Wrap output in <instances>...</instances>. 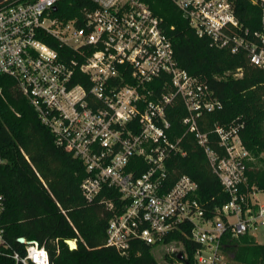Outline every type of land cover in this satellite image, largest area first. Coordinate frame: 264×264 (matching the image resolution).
<instances>
[{
  "label": "built area",
  "instance_id": "1",
  "mask_svg": "<svg viewBox=\"0 0 264 264\" xmlns=\"http://www.w3.org/2000/svg\"><path fill=\"white\" fill-rule=\"evenodd\" d=\"M60 1L8 0L0 5V79L13 81L54 144L82 162L87 176L80 190L86 202L103 190L115 193L100 197L111 213L107 247L125 256L134 243L158 245L189 228L190 239L199 246L195 263L223 264L227 235H256L264 227V202H254V190L241 192L250 153L239 126L215 125L211 133L221 153L211 149L196 118L220 104L207 86L178 66L162 18L145 0H87L79 16L68 21L55 16ZM169 1L198 37L232 53L244 49L250 64L264 70V0H246L259 9V29L253 30L242 28L236 17L239 0ZM44 36L71 50V56L61 58L42 41ZM159 80L162 91L156 94L150 85ZM177 97L186 110L181 120L185 133L193 135L229 197L212 217L198 199L194 180L181 175L172 182L169 176L167 162L186 155L182 137L172 141L168 136L166 108ZM134 159L145 171L136 172ZM4 163L0 153V168ZM4 203L0 192V217ZM13 259L49 264L46 250L32 242L26 243L23 257L14 253Z\"/></svg>",
  "mask_w": 264,
  "mask_h": 264
},
{
  "label": "trees",
  "instance_id": "2",
  "mask_svg": "<svg viewBox=\"0 0 264 264\" xmlns=\"http://www.w3.org/2000/svg\"><path fill=\"white\" fill-rule=\"evenodd\" d=\"M145 1L162 18L178 66L207 86L220 104L219 108L202 112L196 118L200 132L208 134L211 149L221 153L217 136L211 133L214 126H239L243 146L262 163V168L247 163L246 182L241 192H251L252 188L264 192V70L250 64L244 49L232 53L228 47L212 44L207 37H198L169 0ZM88 4L87 0H62L57 3L55 16L68 21L79 16V9ZM235 14L242 28L259 29V9L246 0L237 2ZM234 32L241 35L242 29ZM42 41L61 58L72 54L52 37L44 36ZM237 73L240 75L235 76ZM74 82L85 85L78 79ZM161 87L162 80L150 85L156 94L162 91ZM0 88V153L5 161L0 168V192L5 200L0 217L4 229L0 264H19L13 254L23 257L27 242L44 248L49 264H158L154 249L174 245L182 247L178 253H182L186 264H196L194 254L199 246L190 239L189 228L184 233L172 234L158 245L134 243L125 256L107 247L105 230L111 213L100 197H115V193L111 195V191L103 190L94 201L86 202L80 190L87 176L82 162L54 144L49 130L15 90L12 80L1 78ZM185 116L184 104L177 97L166 108L170 123L168 136L172 141L182 137L180 146L186 155L173 156L167 162V169L172 182L186 175L197 183L198 199L205 205L208 217H212L215 208L226 203L229 197L193 135L185 133L181 124ZM134 160L136 172L145 171V165ZM67 240L75 241L76 249L70 250ZM222 252L232 255L239 264H264V244L258 243L253 235L238 238L227 235ZM178 253L171 254L181 263ZM169 254L165 253L163 259L172 262Z\"/></svg>",
  "mask_w": 264,
  "mask_h": 264
},
{
  "label": "rangeland",
  "instance_id": "3",
  "mask_svg": "<svg viewBox=\"0 0 264 264\" xmlns=\"http://www.w3.org/2000/svg\"><path fill=\"white\" fill-rule=\"evenodd\" d=\"M250 165L256 166V168H262V163L258 160H256L255 158L252 157V155H250V159L247 162ZM254 190V195H252L254 202H264V192H261L260 190H256L255 188H252L250 191ZM256 240L258 243L260 244H264V227H259L258 230L256 231ZM182 251V247L180 245H174V246H170V247H166V246H158L154 249L153 251V255L156 258L158 264H183L182 262H177L175 261L174 257L172 256L171 253H178ZM167 253L169 254L168 257L170 259H172V262L169 261H165L163 258L164 254ZM223 264H239L237 262H235L232 259V255L229 254H224L223 256Z\"/></svg>",
  "mask_w": 264,
  "mask_h": 264
},
{
  "label": "water",
  "instance_id": "4",
  "mask_svg": "<svg viewBox=\"0 0 264 264\" xmlns=\"http://www.w3.org/2000/svg\"><path fill=\"white\" fill-rule=\"evenodd\" d=\"M6 1H8V0H0V5L3 4V3H5ZM55 9H56V8H54V10H55ZM18 241H19L20 243H24V239H23V238H19ZM65 243L68 245V247H69L70 250L76 249V242H75V241L67 240V241H65ZM177 259H178L179 261H182L183 264H186V263L183 261L184 258H183L182 253H178V254H177Z\"/></svg>",
  "mask_w": 264,
  "mask_h": 264
},
{
  "label": "crops",
  "instance_id": "5",
  "mask_svg": "<svg viewBox=\"0 0 264 264\" xmlns=\"http://www.w3.org/2000/svg\"><path fill=\"white\" fill-rule=\"evenodd\" d=\"M254 237H255V239H256V235H253Z\"/></svg>",
  "mask_w": 264,
  "mask_h": 264
}]
</instances>
